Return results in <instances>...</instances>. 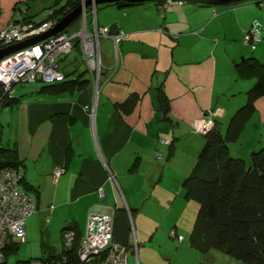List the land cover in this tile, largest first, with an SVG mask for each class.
Returning a JSON list of instances; mask_svg holds the SVG:
<instances>
[{
	"label": "crops",
	"instance_id": "0c3cea01",
	"mask_svg": "<svg viewBox=\"0 0 264 264\" xmlns=\"http://www.w3.org/2000/svg\"><path fill=\"white\" fill-rule=\"evenodd\" d=\"M32 3L0 0V30L25 15L40 19ZM185 4L186 14L178 20H173L172 14L167 20L166 10L150 15L151 12L132 13L129 9L115 12L113 6L119 7L116 4L98 7L100 25L111 27L116 23L126 33L118 41L117 57L114 39L103 37L106 48L99 87L91 80L79 90L60 94L26 90L14 94L16 98L21 96L19 100L1 107L0 129L7 128L6 146L14 147L13 156L23 161L24 182L29 187L26 190L37 196V210L50 214L51 221L61 226L62 241L64 226H72L82 235L90 214L112 212L115 239L130 246L135 230V240L139 241L141 235L147 247L145 264H164L157 263L148 252L160 221L156 207L165 205L168 214L178 204L190 201L181 196V179L191 171L204 145L206 131L197 125L202 120L215 119L225 133L256 80L255 76H241L237 61L241 56H257L264 61V40L255 48L244 41L252 16L243 18L239 12L230 25L224 22L226 14L238 8L226 12L205 6L208 3ZM81 52L80 48L73 49L61 59L71 70L84 62L86 68L88 63ZM87 73L91 78V69ZM159 85L169 97L168 112L160 106ZM130 93L139 97L130 110H125L117 103ZM260 98L264 94L255 100V109L238 139L229 142L230 151L231 142L246 143L243 138L253 115L260 110L263 114ZM6 105L10 107L8 111ZM13 125L19 129L14 136ZM57 166L64 170L54 180ZM22 187L25 188L23 183ZM165 216L166 213L162 215ZM175 224L178 233L184 235ZM187 246L193 247L190 240ZM160 248L163 249H152L165 253L172 264L179 246ZM215 260L222 264H250L219 248L206 252L199 262L218 264ZM130 261L128 250L127 264H134Z\"/></svg>",
	"mask_w": 264,
	"mask_h": 264
},
{
	"label": "trees",
	"instance_id": "16d2710c",
	"mask_svg": "<svg viewBox=\"0 0 264 264\" xmlns=\"http://www.w3.org/2000/svg\"><path fill=\"white\" fill-rule=\"evenodd\" d=\"M145 1L117 0L107 3L124 6L144 3ZM193 1L196 3L229 1L235 5L240 0ZM262 1L264 0H258V2ZM79 3V0H66L61 4L52 5L48 14L40 19H35L34 15H25L22 19L15 20L40 23L54 19L57 22ZM25 7L27 8V5ZM110 30L115 32L120 29L115 23L111 25ZM76 48H80L82 51L80 42H74L73 49ZM81 53L83 55V51ZM84 59L86 60L85 57ZM236 68L241 76H255L256 80L247 90L248 97L245 104L233 115L225 133L216 124L215 119H212L213 123L205 133L204 145L199 152L197 162L191 171L184 176L182 184L185 188V196L188 199L196 200L199 204L189 239L194 247L204 253L213 248H219L245 263L264 264V147L253 151L250 162H248L242 156L232 155L229 144L230 141L238 138L246 119L254 111L255 100L264 94V61L257 56H244L243 59L237 61ZM73 71L78 73L70 75ZM87 71H90L89 66L84 69L63 71V79L49 81L37 89L52 94L79 90L87 86L91 80H95L93 71L91 70V78ZM102 71L103 64L101 73ZM158 89L160 106L165 112H168L169 97L163 85H159ZM20 97L16 98V95L13 94L12 97L6 98L1 106L19 100ZM138 97L137 93H130L123 102L117 103V105L125 110H130ZM14 151V147L0 143V166L22 165L24 167L23 161L13 156ZM69 153H67L68 157L70 156ZM21 182L25 185V190L29 188L24 182V176ZM34 196L37 199V196ZM71 227L66 225L62 228L63 247L61 250L53 251L50 254L47 252L35 257L43 259L45 264H81L78 248L82 235H79ZM68 229L75 232L72 243H67L65 239L64 234ZM19 242L21 241L10 242L5 249L6 255L13 249H18Z\"/></svg>",
	"mask_w": 264,
	"mask_h": 264
},
{
	"label": "built area",
	"instance_id": "2783aa9c",
	"mask_svg": "<svg viewBox=\"0 0 264 264\" xmlns=\"http://www.w3.org/2000/svg\"><path fill=\"white\" fill-rule=\"evenodd\" d=\"M79 1L83 6L80 30L72 33L65 29L61 30L0 58V109L6 98L13 96L15 83L38 79L43 81L63 79L59 58L72 51L76 36H80L83 55L93 71L96 87H99L103 64L101 39L106 36L114 39L117 57L118 41L126 36V33L121 29L112 32L108 25L98 23L96 0H92L91 4H86L87 0ZM172 1L161 0L158 7L164 12ZM55 22L54 19L40 23L13 19L8 26L0 30V48L39 34L53 26ZM261 30V23L253 21L245 32V43L255 48L262 39ZM212 123V119L202 120L197 126L207 132ZM63 170V167H55L53 179L57 180ZM23 176L22 165L0 166V264H6L5 249L10 242L26 240V219L37 211L36 197L22 187ZM114 233L115 219L112 212L90 214L87 232L81 237L78 248L80 263L127 264L128 246L117 241ZM64 235L67 243L74 241L75 232L72 229L65 231ZM172 235H176L175 229L172 230ZM177 235L183 237L180 233ZM24 264H45V261L33 257Z\"/></svg>",
	"mask_w": 264,
	"mask_h": 264
},
{
	"label": "rangeland",
	"instance_id": "374dc122",
	"mask_svg": "<svg viewBox=\"0 0 264 264\" xmlns=\"http://www.w3.org/2000/svg\"><path fill=\"white\" fill-rule=\"evenodd\" d=\"M65 0H32V6L31 8L34 10H38L36 12V17L41 18L42 15H45L44 11L47 10L49 5H55V4H61ZM157 1L160 2V0H146L144 3L139 4H128L124 6H113L115 12L117 9L121 10L122 12L124 10L127 11V9L130 10V12L137 11L139 13H150V15H153L155 11H160V8L158 7ZM193 2V0H174L172 3L168 4L166 6V11L161 13H166L167 20L171 18L177 19L178 17L184 16L186 12H184V8L186 6L185 2ZM25 6V4H23ZM109 5H113V3H107V2H100L98 3L99 9L102 7H106ZM205 6L215 8L217 11L226 9L225 11H229L233 8H238V11L235 12V10H232L231 12H228L226 14L224 22L229 23L230 25L235 22L234 20L236 18V14L240 12L241 17H251V21H258L261 23L262 28V36L263 39L257 43V47L259 44L262 43L264 40V3L258 2V0H240L237 4L233 5L229 1H219V2H213L208 3ZM229 9V10H228ZM50 11V9H48ZM216 11V12H217ZM16 13L19 14L20 12L16 10ZM21 14V13H20ZM120 14H122L120 12ZM174 14V15H173ZM22 15V14H21ZM20 15V16H21ZM160 15V14H159ZM220 21L223 22L221 19ZM218 24V23H217ZM82 28V15H79L73 22H71L65 30H67L69 33L75 32L77 30H80ZM164 30V29H163ZM74 41L80 42V36H76L74 38ZM249 47H252L250 44H247ZM101 46L102 51L105 53L106 44L101 39ZM243 59V57L241 56ZM103 59V56H102ZM60 67L63 71L71 70V66L66 64V61L60 58ZM85 63V62H84ZM84 63L80 64L81 69L84 68ZM88 66V65H87ZM78 68V69H79ZM75 74V72H71L70 75ZM49 81H43V80H36V81H30V82H18L15 83L14 88V94H22L25 93L26 90H32L37 89L41 85L47 83ZM25 96H23V99ZM259 104L263 107V114H261V110L257 111L256 114L253 115L251 122L248 124L247 131L244 135V142L243 144H237V141L231 142V154L234 156H238V154H245V159L250 162L251 154L253 151L259 150L261 147H264V98H260ZM9 105L4 106L5 111H8L10 107H7ZM5 115L3 116V122H4ZM228 125V121L224 125V130H226ZM18 127L13 125L12 126V134L13 136L18 133ZM8 134L7 128L6 129H0V136L1 141L0 143L2 145L6 146V135ZM238 139V138H237ZM235 139V140H237ZM246 139V140H245ZM252 146H255L254 149L250 150ZM197 160V159H196ZM193 166L191 167V169ZM184 176L182 177V183H183ZM181 185V184H180ZM182 188V194L181 196H185V188L183 184L181 185ZM181 198V197H179ZM185 201V200H183ZM199 204L196 200L190 199L189 202L186 204L180 203L176 207V210H173L172 212H169L167 214L165 205H161L156 207V210L158 211V219L160 220L158 224V229L156 236L151 239L150 246L152 248H158L163 249L160 247L167 246L169 249L175 248L176 245L179 246V249L177 251L178 256L174 259L172 264H200L199 259L206 254L203 251L199 250L197 247H188L187 243L189 242V232L192 227V222L194 220V216L196 215V210L198 208ZM44 211L42 209H38L36 212L31 214L26 219V231H27V238L26 240H23L19 242V248L13 249L11 252H9L8 255H6V264H24V260L33 258L35 256H40L41 254H50L53 251L61 250L63 247V241L61 238V226L54 220H52V216L50 214H44ZM166 213L167 216L162 217ZM177 220H180L176 222ZM178 223V226L182 228L184 231V235L186 236L184 239L183 237H179V235H176L175 237L172 236V230L176 228V224ZM135 231V230H134ZM134 231H133V240L132 244L128 246L129 250V257L131 259L130 262H133L134 264H145L144 261V253L147 250V247L143 244V239L141 238V235L139 241L135 240L134 237ZM175 231H177L175 229ZM87 232V224L84 228V232L82 233V236H84ZM178 232V231H177ZM181 234V233H180ZM177 237V238H176ZM184 239V240H183ZM184 241V242H183ZM169 242V244H168ZM141 247H140V245ZM150 248L148 252L152 253V258L154 257L155 261L162 262V263H171L169 262V258H165V253H160L158 249H152ZM194 249L193 253H190V250ZM214 249V248H213ZM227 253V252H226ZM200 254V256H199ZM228 254V253H227ZM230 255V254H229ZM167 256L172 257V253H168ZM199 258V259H198ZM222 264L221 261L215 260L214 263ZM90 264V263H86Z\"/></svg>",
	"mask_w": 264,
	"mask_h": 264
},
{
	"label": "water",
	"instance_id": "95a60500",
	"mask_svg": "<svg viewBox=\"0 0 264 264\" xmlns=\"http://www.w3.org/2000/svg\"><path fill=\"white\" fill-rule=\"evenodd\" d=\"M111 1H117V0H96L97 3L100 2H111ZM128 1H143V0H128ZM92 0H87L86 4H91ZM82 4L80 3L79 5H77L74 9L70 10L68 13H66L61 19H59L57 22L54 23L53 26H51L50 28H48L47 30L33 35L31 37H28L22 41L19 42H15L9 45H6L4 47L0 48V58H2L3 56H5L6 54L17 50L21 47L30 45V44H34L35 42L49 36L52 35L54 33H57L61 30H64L71 22H73L82 12Z\"/></svg>",
	"mask_w": 264,
	"mask_h": 264
}]
</instances>
